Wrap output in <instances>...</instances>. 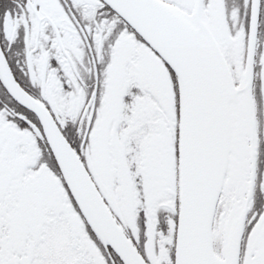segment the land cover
Here are the masks:
<instances>
[{
    "label": "snow or ice",
    "instance_id": "obj_1",
    "mask_svg": "<svg viewBox=\"0 0 264 264\" xmlns=\"http://www.w3.org/2000/svg\"><path fill=\"white\" fill-rule=\"evenodd\" d=\"M0 264H264V0H0Z\"/></svg>",
    "mask_w": 264,
    "mask_h": 264
}]
</instances>
